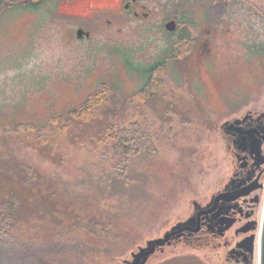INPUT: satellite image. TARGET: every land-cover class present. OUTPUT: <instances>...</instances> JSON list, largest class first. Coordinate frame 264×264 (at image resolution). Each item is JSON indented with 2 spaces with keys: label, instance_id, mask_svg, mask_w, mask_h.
<instances>
[{
  "label": "rangeland",
  "instance_id": "obj_1",
  "mask_svg": "<svg viewBox=\"0 0 264 264\" xmlns=\"http://www.w3.org/2000/svg\"><path fill=\"white\" fill-rule=\"evenodd\" d=\"M125 1H60L50 15L46 8H12L0 19V123L44 122L79 105L103 80L124 92L107 98L94 122L75 136L56 128L37 133L48 141L45 148L20 133L0 138L2 194L12 185L11 175L16 183L27 167L36 171V178L25 176L30 188L21 190V199L29 220L17 232L35 247L56 244L76 264H125L148 239L188 217L194 200L207 202L232 172L221 125L247 109H264L234 100L229 105L222 99L228 96L219 95L221 81L232 85L222 64L211 63L221 77L204 78L194 61L167 56L175 37L145 31L148 24L158 29L170 14L181 17V0L172 8L158 5L146 21L125 13ZM144 1L153 8L165 0ZM79 27L92 35L78 38ZM156 61H165L157 90L128 99L125 94L146 85L143 66ZM114 102L120 114L113 107L109 113ZM38 189L43 193L35 194ZM44 201L56 207L52 216L41 211ZM36 204L37 220L31 221ZM262 213L261 207V218ZM93 218L101 229L90 233L84 223ZM147 264L222 261L212 248L183 243L166 247Z\"/></svg>",
  "mask_w": 264,
  "mask_h": 264
},
{
  "label": "flooded vegetation",
  "instance_id": "obj_2",
  "mask_svg": "<svg viewBox=\"0 0 264 264\" xmlns=\"http://www.w3.org/2000/svg\"><path fill=\"white\" fill-rule=\"evenodd\" d=\"M181 1V17L170 14L158 29L148 24L145 31H154V37H183V57L188 64L194 61L204 78L207 73L221 77L217 70L212 71L211 63L222 64L225 69L221 73H230L232 85L218 83L219 95H227L222 99L229 100V105L230 100L237 101L238 106L264 105V0ZM177 2L159 1L150 8L144 0H126L124 12L146 21L159 10L158 5L172 8ZM170 20L176 21L174 30L167 28ZM219 67L215 65L216 69ZM226 121L236 122L234 128L224 129ZM225 122L221 128L231 153V175L207 202H200L201 206L196 208L194 200L193 212L170 227L200 210L212 208L199 216V229L193 230L196 226L192 225L174 235L165 248L184 243L212 248L222 264H256L261 207L264 209V109L250 108ZM234 190L239 193L236 198L220 199L216 206L209 207L214 196Z\"/></svg>",
  "mask_w": 264,
  "mask_h": 264
},
{
  "label": "trees",
  "instance_id": "obj_3",
  "mask_svg": "<svg viewBox=\"0 0 264 264\" xmlns=\"http://www.w3.org/2000/svg\"><path fill=\"white\" fill-rule=\"evenodd\" d=\"M60 1L68 0H0V19L6 11L12 8L19 9H42L46 8L47 11L52 13L57 7V4ZM52 3V7H49L48 4ZM182 8V1H181ZM170 17V16H169ZM183 37H175L170 39L171 49L168 50V57L172 58L174 55L182 56L183 55ZM165 61H156L151 65L143 66L145 76H146V85L144 88L139 91L131 92L130 94H125L129 99H135L140 97H150L152 93L157 90L158 85L162 76L165 75ZM122 88L115 82L109 83L107 80H103L99 83V86L93 91L90 92L87 97L79 105L70 108L67 111L59 112L52 114L44 122L37 123L35 121L28 122H18L11 121L10 123H0V138L13 134L20 133L24 134L23 136L32 140L33 145L42 149L44 146H48L49 143L46 141L42 142L37 133L41 131H47L50 129L56 128V130L65 134L66 136H75L77 132L82 128L83 125H87V122H94V115L97 110H101L104 107V104L110 98L118 97L123 94ZM113 105V106H112ZM110 108L113 113V108L117 110L115 113L120 114L121 108L117 107L118 103L112 104ZM113 107V108H112ZM103 110V109H102ZM115 125L107 126L106 129H113ZM120 131V128H119ZM5 134V135H2ZM9 134V135H7ZM43 136V135H42ZM97 135L94 136L96 139ZM45 148V147H44ZM32 168L27 167L23 175L21 172L18 173L16 183H19L16 187V183L12 180L11 177L8 178L10 184L12 185L7 188L6 192L2 194L0 192V264H76L73 259L56 249V244L52 243L46 245L41 243L40 247H35L34 240L30 239L29 241L21 237V233L17 232V226L21 225L23 222L29 220L23 214V204L21 199V190H26L30 188V185L27 183L26 175H32L31 178H36V171ZM33 171V173H32ZM14 174V173H13ZM43 193L41 189H38L35 194ZM41 211H45L49 216H52L56 212V207H53L50 203L44 201L43 205L40 207ZM35 213L31 215V221L33 219L37 220L38 204L35 205ZM79 224V223H78ZM86 230L90 233L93 230H100L101 223L97 219L93 218L91 222L84 223ZM82 226L81 222L79 226ZM21 229V228H20ZM25 240V241H24ZM33 242V243H32ZM55 245V248L54 246ZM70 259V261H69Z\"/></svg>",
  "mask_w": 264,
  "mask_h": 264
},
{
  "label": "water",
  "instance_id": "obj_4",
  "mask_svg": "<svg viewBox=\"0 0 264 264\" xmlns=\"http://www.w3.org/2000/svg\"><path fill=\"white\" fill-rule=\"evenodd\" d=\"M167 28L169 30H174L176 28V21L170 20L167 23ZM77 37L82 38L84 36L89 37L90 31L85 30L84 28L79 27L76 31ZM236 122L226 121L223 124L224 129L230 130L234 128ZM239 195V193H236L234 191H226L221 194H218L213 197L211 202L209 203V207L214 205L216 206L217 202L220 201V199L223 200H231L236 198ZM196 208L200 207V202L197 200L195 201ZM213 208H215L213 206ZM212 210V208L209 209H203L198 211L195 215L189 217L185 221H180L177 224H175L172 228L166 230L162 236L148 239L146 241L145 245H141L137 251L132 252V258L131 259H125L123 262L125 264H147L150 258L160 249H164L167 244L171 243V239L174 235L182 232L185 229L191 228L192 225H195L196 227L193 230L199 229V216L207 211ZM159 248V249H158ZM259 264H264V209H263V215H262V222H261V228H260V236H259Z\"/></svg>",
  "mask_w": 264,
  "mask_h": 264
},
{
  "label": "bare ground",
  "instance_id": "obj_5",
  "mask_svg": "<svg viewBox=\"0 0 264 264\" xmlns=\"http://www.w3.org/2000/svg\"><path fill=\"white\" fill-rule=\"evenodd\" d=\"M258 254H259V251H258Z\"/></svg>",
  "mask_w": 264,
  "mask_h": 264
}]
</instances>
